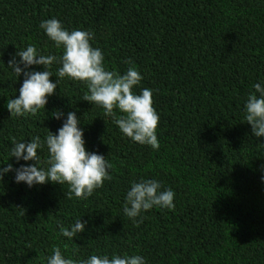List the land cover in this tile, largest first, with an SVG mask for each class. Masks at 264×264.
Masks as SVG:
<instances>
[{"label":"trees","instance_id":"obj_1","mask_svg":"<svg viewBox=\"0 0 264 264\" xmlns=\"http://www.w3.org/2000/svg\"><path fill=\"white\" fill-rule=\"evenodd\" d=\"M52 17L69 30H91L109 70L136 66L142 79L133 91L153 90L157 149L123 137L102 108L82 100L86 85L67 77L44 110L9 115L6 101L22 77L7 62L28 44L58 56L39 28ZM257 80H264V0H0V163L18 166L8 156L13 137L55 133L58 109L75 111L86 151L112 165L111 179L86 199L69 198L66 184L28 188L5 175L0 264H46L54 246L72 259L116 253L142 255L147 264H264V138L243 120ZM37 153L43 166L46 148ZM140 178L171 188L175 206L149 209L133 223L122 206L129 182ZM78 217L84 231L61 236L57 221L67 226Z\"/></svg>","mask_w":264,"mask_h":264},{"label":"clouds","instance_id":"obj_2","mask_svg":"<svg viewBox=\"0 0 264 264\" xmlns=\"http://www.w3.org/2000/svg\"><path fill=\"white\" fill-rule=\"evenodd\" d=\"M39 28L53 46L61 49L60 54H43L34 44H28L15 51L7 62V68L17 77H22L18 95L6 101L10 116L24 117L43 109L47 97L54 93L60 79L65 77L80 81L86 85L87 92L82 100L95 104L103 109L104 115L111 118L123 137L155 150L159 147L156 135L159 116L152 106L150 88H133L142 79L135 65L126 61L129 66L123 72L109 70L105 67L104 54L99 47H93L94 33L88 29L65 28L55 17L42 20ZM18 58V59H17ZM55 71V81L50 68ZM33 66H42V71ZM243 103V120L250 125L255 137L264 138V80H257L251 85ZM117 112L119 115H117ZM54 119H62L56 132L47 130L41 140L33 136L30 140L10 141L9 158H14L18 166L0 163V180L8 173L12 174L13 183H23L31 188L45 183L66 184V195L79 199L89 197L94 189L99 188L105 180L111 179V163L101 154L86 151L83 139L81 119L75 111L66 114L58 109L51 113ZM46 148L47 160L40 166L38 149ZM23 161L25 163H19ZM32 161L33 163H27ZM261 182L264 183V165H261ZM130 187L124 195L122 211L133 223L143 220L142 213L152 209L174 208V192L171 188L162 187V182L155 178H140L129 182ZM86 221L80 217L67 226L57 221L61 236L72 240L84 231ZM46 264H147L145 257L139 254H90L87 258L72 259L62 254L59 247H53L47 256Z\"/></svg>","mask_w":264,"mask_h":264}]
</instances>
